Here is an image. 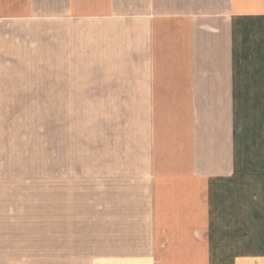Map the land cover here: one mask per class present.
I'll return each mask as SVG.
<instances>
[{
  "label": "crops",
  "instance_id": "obj_1",
  "mask_svg": "<svg viewBox=\"0 0 264 264\" xmlns=\"http://www.w3.org/2000/svg\"><path fill=\"white\" fill-rule=\"evenodd\" d=\"M0 38L22 47L12 57L1 54L2 71L36 80L39 59L47 87L64 86L57 91L64 95L70 80H97L103 90L94 94H114L109 108L126 112L128 136L132 113L131 126L149 144L161 209L170 206L162 184L182 181V200L222 207L220 193L243 192L248 169L264 176V0H0ZM36 96L16 94L29 105ZM4 104L0 99V109ZM253 209L264 233V191ZM162 220L159 210L151 218L155 237ZM86 250L45 262L160 264L155 246L150 254L125 247L113 258H88ZM179 254L172 248L170 255Z\"/></svg>",
  "mask_w": 264,
  "mask_h": 264
},
{
  "label": "rangeland",
  "instance_id": "obj_2",
  "mask_svg": "<svg viewBox=\"0 0 264 264\" xmlns=\"http://www.w3.org/2000/svg\"><path fill=\"white\" fill-rule=\"evenodd\" d=\"M21 48L0 38V57ZM38 60L36 80L2 71L0 62V264H50L46 258L86 249L88 258L92 252L118 257L125 247L150 254V246L158 248L160 264L168 257L175 264H264V233L252 220L264 176L248 169L240 185L245 194L224 190L222 207L182 200V181L162 184L170 206L161 209L149 144L131 126L132 113L128 136L126 112L115 109L114 94H94L103 88L92 78L70 80L69 94H60L64 86L47 87L51 80L42 77ZM30 90L37 91L31 105L16 97ZM158 210L163 220L155 237L151 218ZM172 248L180 254L170 255Z\"/></svg>",
  "mask_w": 264,
  "mask_h": 264
}]
</instances>
